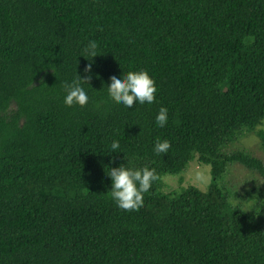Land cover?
Returning a JSON list of instances; mask_svg holds the SVG:
<instances>
[{
  "label": "trees",
  "instance_id": "16d2710c",
  "mask_svg": "<svg viewBox=\"0 0 264 264\" xmlns=\"http://www.w3.org/2000/svg\"><path fill=\"white\" fill-rule=\"evenodd\" d=\"M141 70L155 103L109 98L110 77ZM78 75L89 102L68 107ZM263 117L264 0H0V264H264V198L245 211L219 185L232 162L264 178L222 152ZM196 157L207 190L163 193ZM122 165L158 176L139 211L110 197Z\"/></svg>",
  "mask_w": 264,
  "mask_h": 264
},
{
  "label": "clouds",
  "instance_id": "9594fccd",
  "mask_svg": "<svg viewBox=\"0 0 264 264\" xmlns=\"http://www.w3.org/2000/svg\"><path fill=\"white\" fill-rule=\"evenodd\" d=\"M98 43L95 40L90 41L83 49L81 56L89 61L98 55ZM91 58V59H89ZM92 64L89 63L85 67L86 73H91ZM92 76L88 75L81 78L78 75L71 83L65 82L63 87L66 91L64 104L68 107L79 105L85 107L89 102V97L82 84H90ZM111 83L108 85V96L117 104H122L127 108H132L137 102L141 105L152 104L156 101L157 87L155 81L147 71H129L124 73L123 78H117L113 75L110 77ZM168 122V109L161 107L157 116L156 123L159 127L166 126ZM171 144L168 140L160 141L157 139L154 151L157 155L167 154ZM113 152H118L120 144L114 141L111 144ZM107 175L112 180V188L110 191L111 199L116 205L125 211H139L144 205V194L147 193L153 183L158 179L155 170L147 167L142 169H134L125 166L111 168L107 171Z\"/></svg>",
  "mask_w": 264,
  "mask_h": 264
},
{
  "label": "rangeland",
  "instance_id": "374dc122",
  "mask_svg": "<svg viewBox=\"0 0 264 264\" xmlns=\"http://www.w3.org/2000/svg\"><path fill=\"white\" fill-rule=\"evenodd\" d=\"M257 130L264 131V117L254 130L243 129L232 142L222 148L223 153H230L236 150L245 151L264 163V147L261 144ZM211 180L210 165L200 163L196 158L190 161L179 175H164L162 177L163 193L180 192L193 186L199 191H206ZM219 185L228 195L232 204L242 210L253 211L264 198V178L258 172L250 170L240 163H229L225 173L219 180Z\"/></svg>",
  "mask_w": 264,
  "mask_h": 264
}]
</instances>
